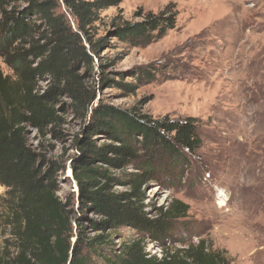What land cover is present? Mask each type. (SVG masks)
<instances>
[{
	"label": "rangeland",
	"instance_id": "obj_1",
	"mask_svg": "<svg viewBox=\"0 0 264 264\" xmlns=\"http://www.w3.org/2000/svg\"><path fill=\"white\" fill-rule=\"evenodd\" d=\"M168 4L176 8L177 24L160 40L131 48L113 36L118 17L133 20L138 11L157 13ZM60 10L66 12L63 0ZM96 12L87 29L92 42L104 43L90 69L84 64L75 69L93 98L84 110H76L67 96H59L53 104L59 136L50 128L41 134L26 127L31 146L47 159L64 162V171L56 175L55 196L73 211V218L82 217L84 237L110 235L115 249L139 237L146 252L160 258L167 250L203 241L230 264H264V0H121ZM68 16L75 30L76 20ZM146 67L152 74L144 79L139 72ZM0 69L10 74L1 58ZM50 85L48 77L38 79L35 94ZM97 106L135 109L155 119H196L202 143L189 165L160 166L140 190L142 213L149 221L160 220L176 202L188 207L170 233L173 242L150 240L128 225L97 231L89 220L100 222L101 216L89 209L78 213L72 161L96 122L91 113ZM90 137L95 150L118 145L104 130ZM100 159H94L95 165L115 178L109 192L130 193L132 169ZM5 192L0 186V252L15 255Z\"/></svg>",
	"mask_w": 264,
	"mask_h": 264
},
{
	"label": "trees",
	"instance_id": "obj_2",
	"mask_svg": "<svg viewBox=\"0 0 264 264\" xmlns=\"http://www.w3.org/2000/svg\"><path fill=\"white\" fill-rule=\"evenodd\" d=\"M120 2L63 0V12L60 0H0V58L10 71L4 74L0 69V186L6 189L8 225L17 250L15 255L0 252V264H230L203 241L167 250L157 258L146 252L139 237L118 249L110 235L87 239L82 217L73 218V211L55 196L56 175L64 171V162L47 159L26 139V127L41 134L50 128L60 135L53 109L59 96H67L76 110H84L93 98L82 88L75 69L79 64L90 69L104 43L92 42L87 29L96 20V11ZM68 15L76 20L75 30ZM177 16L175 6L168 4L157 13L138 11L133 20L118 17L113 36L131 48H144L175 29ZM148 68L139 72L144 79L152 74ZM43 77L51 85L43 94H35L36 81ZM91 117L96 122L79 142L80 155L72 161L78 213L89 209L101 216L100 222L89 220L97 231L128 225L150 240L173 242L170 233L177 230V220L188 207L176 202L160 220L149 221L142 213L140 190L160 166L189 165L202 143L196 119H155L135 109L108 106H97ZM103 130L118 145L95 150L91 133ZM97 158L132 169L127 180L130 193L109 192L115 178L95 165Z\"/></svg>",
	"mask_w": 264,
	"mask_h": 264
},
{
	"label": "bare ground",
	"instance_id": "obj_3",
	"mask_svg": "<svg viewBox=\"0 0 264 264\" xmlns=\"http://www.w3.org/2000/svg\"><path fill=\"white\" fill-rule=\"evenodd\" d=\"M133 3H135V2H133Z\"/></svg>",
	"mask_w": 264,
	"mask_h": 264
}]
</instances>
